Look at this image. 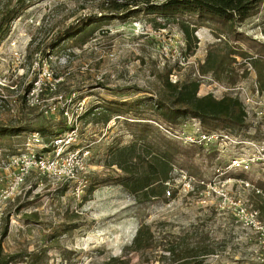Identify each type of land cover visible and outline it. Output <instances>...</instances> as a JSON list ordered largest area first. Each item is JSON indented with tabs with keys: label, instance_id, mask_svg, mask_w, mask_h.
<instances>
[{
	"label": "rangeland",
	"instance_id": "1",
	"mask_svg": "<svg viewBox=\"0 0 264 264\" xmlns=\"http://www.w3.org/2000/svg\"><path fill=\"white\" fill-rule=\"evenodd\" d=\"M107 1L0 0V18L9 10L22 9L0 43V123L22 121L56 133L64 122L65 132L71 129L60 115L27 110L22 100L13 103L44 67L60 79L57 92L47 97L49 103L62 97L71 113L80 114L76 148L90 152L86 173L77 182L60 183L32 171L15 186L17 171L5 165L25 150L26 133L0 137V264H120L122 260L129 264H178L175 259H165L164 251L171 246L190 249V253L198 248L204 256L192 262L202 264H264V236L237 217L241 209L256 211L255 186L264 182V172L255 168L249 174H220L237 150L231 141L204 149L189 141L186 144L184 140L197 133L198 120L195 125L188 120L186 126L176 128L160 122V128L149 110L137 114L133 110L126 119L114 118L108 125L83 117L85 110L100 103L156 99L169 71L173 82L199 81L200 97L236 99L229 89L251 86L257 79L253 60L232 55V74L221 80L211 73L201 76L198 69L210 50L244 51L249 58L264 55L257 47L264 43V3L230 35L221 34L216 26L199 25L195 33L198 46L190 56L176 23L144 14L106 20L103 17L111 15ZM154 19L166 28L156 30ZM82 20L95 22L87 28L84 44L72 38L53 53L47 51V45L60 33ZM236 33L249 41L236 42ZM181 54L187 58L184 65L178 60ZM140 118L185 150L174 162L169 191L175 195L167 200L136 204L116 183L123 172L110 167L119 149L134 142L132 133L137 129L132 126ZM253 121L249 119L247 129L231 132L230 137L256 138ZM166 129L177 132L181 140L169 136ZM259 131L262 128H257V137ZM45 139L49 142L53 136L45 135ZM85 181L88 184L83 188ZM259 221L264 224L261 217ZM143 224L151 227L155 248L144 254L127 252Z\"/></svg>",
	"mask_w": 264,
	"mask_h": 264
},
{
	"label": "trees",
	"instance_id": "2",
	"mask_svg": "<svg viewBox=\"0 0 264 264\" xmlns=\"http://www.w3.org/2000/svg\"><path fill=\"white\" fill-rule=\"evenodd\" d=\"M263 3L264 0H127L124 2L108 0L106 10L111 15L103 18L127 20L144 14L155 15L156 18L176 23L183 34L187 54L193 56L198 46L195 33L199 25L216 26L221 34L230 35L247 19L256 15ZM21 14L22 9H12L1 16L0 43L9 25ZM110 16L114 17L109 18ZM84 22L85 20H82L60 33L47 45V51L53 53L62 43L72 38L84 44L87 28L95 23ZM152 24L156 30L166 28V24L157 22V19H154ZM234 39L236 42L249 41L244 35L238 33ZM257 47H259V52L264 53V43H258ZM234 54L253 60L258 82L261 89H264V55L262 54H259L257 58H249V54L244 51L210 50L204 63L199 66V74L206 76L211 73L217 80H221L227 74H232L231 64L234 59L231 56ZM171 75V71L164 75L163 90L157 94L156 99L145 97L134 102L100 103L85 110L83 117H91L97 124L108 125L114 118H117L116 120L126 119V116L133 110H136V114L149 110L156 117V123L162 122L174 128L186 124L188 120H198L203 131L207 133L240 132L248 128L241 103L237 99L225 97L217 100L212 95L200 97L199 81L173 82L170 80ZM33 81L25 86L24 95L31 89ZM21 100H24L23 96ZM139 120L140 122H135L132 126L135 130L137 129L132 133L134 142L124 149H119L118 157L110 164V167L117 166L123 172V176L118 177L116 183L132 195L136 204L151 202L155 199L167 200L175 195V191H169V184L172 181L171 174L176 168L174 162L184 155L185 150L177 142L166 139L158 129L147 123L146 119L140 118ZM129 123L125 122L127 126H131ZM66 129L64 122L56 133H52L48 127L36 128L22 121L9 124L0 123V137L12 138L24 133L37 132L43 137L50 134L54 138L63 134ZM255 189V209L264 221V182L257 183ZM257 190L260 193H257ZM154 242L155 237L151 227L143 224L137 230L132 244L126 251L144 254L155 248ZM190 252V249L181 246H171L165 249L164 256L168 260L175 259L174 263L178 264H202V261L192 262V259L204 256L200 255L198 248ZM204 254L208 255L210 251H205ZM120 264L129 263L122 260Z\"/></svg>",
	"mask_w": 264,
	"mask_h": 264
},
{
	"label": "built area",
	"instance_id": "3",
	"mask_svg": "<svg viewBox=\"0 0 264 264\" xmlns=\"http://www.w3.org/2000/svg\"><path fill=\"white\" fill-rule=\"evenodd\" d=\"M186 59L182 54L179 55L178 60L181 65H184ZM59 84L60 79H56L49 69L43 67L39 77L34 79L29 92L25 95L24 92H21L23 94L18 95L13 101L14 104H17L23 96L24 106L27 110H39L44 115H60L68 120L71 127L69 131L54 137L49 142H46L45 137L37 132L25 135V150L9 158L5 165L7 169L17 171L14 180L15 186L22 183L32 171H37L41 175L60 183L77 182L86 173L90 152L88 149L76 148L79 142L78 120L80 114L71 113L68 102L64 101L62 97L56 98L55 102L52 103H49L47 98L57 92ZM229 90L234 92L235 98L241 103L246 122L248 123L249 119L254 120L255 133L252 134L256 138L236 137L235 141L230 137L231 132L229 131L207 133L203 131L200 125H196L198 131L194 138L189 137L184 140V143L188 144L189 141L192 146L196 143L204 149L212 146V144L226 145L231 141L237 150L233 156L229 157L228 165L224 171H220V174L223 175L229 171L249 174L255 168H259V173L264 172V89H261L258 80L255 79L251 86L238 85ZM11 112L13 113L14 109ZM191 122L196 124V120H191ZM155 125L162 127L157 123ZM259 127L262 128V131H259L258 138L256 132ZM166 131L169 136L181 140L177 132L175 134L167 129ZM47 149L50 151L46 152ZM87 184L85 181L81 186L86 188ZM82 192V189H78V193ZM257 193L260 191L257 190ZM237 217L241 221L245 220L247 227H254L264 236V224L259 221L260 214L257 210L241 209L237 213Z\"/></svg>",
	"mask_w": 264,
	"mask_h": 264
}]
</instances>
